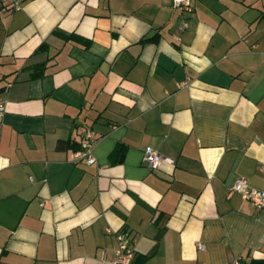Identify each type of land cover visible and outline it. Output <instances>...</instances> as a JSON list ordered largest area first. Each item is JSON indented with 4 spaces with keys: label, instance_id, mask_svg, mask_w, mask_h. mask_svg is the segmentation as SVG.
I'll return each instance as SVG.
<instances>
[{
    "label": "crops",
    "instance_id": "0c3cea01",
    "mask_svg": "<svg viewBox=\"0 0 264 264\" xmlns=\"http://www.w3.org/2000/svg\"><path fill=\"white\" fill-rule=\"evenodd\" d=\"M10 7L0 264H107L118 232L138 264L264 260V208L232 189L242 177L264 190V0H193L190 13L173 0ZM87 129L94 164L72 158ZM146 146L174 163L150 169Z\"/></svg>",
    "mask_w": 264,
    "mask_h": 264
},
{
    "label": "built area",
    "instance_id": "2783aa9c",
    "mask_svg": "<svg viewBox=\"0 0 264 264\" xmlns=\"http://www.w3.org/2000/svg\"><path fill=\"white\" fill-rule=\"evenodd\" d=\"M11 5V9H20V0H0V10H5ZM173 6L181 13H190L193 11V0H173ZM188 26L186 21L179 25V30L183 31ZM179 41V35L175 36ZM184 84V83H183ZM7 100L0 98V117L3 116L6 108ZM98 137L92 129H87L82 137L80 145L72 153L73 161H85L89 164L96 163V157L93 153L95 143ZM143 160L150 169H157L162 162L169 164L174 163V159L170 156L164 155L152 146H146L143 150ZM103 165H99L102 168ZM232 189L238 192L244 199L249 200L256 208H264V190L251 186L245 178L239 177L235 180ZM117 246L114 250V255L108 258L106 252L103 250L99 256V260L107 264H132L134 258V251L130 246V241L125 232H118L116 235ZM198 249H202L203 245L198 244ZM230 264H242L236 258Z\"/></svg>",
    "mask_w": 264,
    "mask_h": 264
},
{
    "label": "trees",
    "instance_id": "16d2710c",
    "mask_svg": "<svg viewBox=\"0 0 264 264\" xmlns=\"http://www.w3.org/2000/svg\"><path fill=\"white\" fill-rule=\"evenodd\" d=\"M125 149H126V146L123 143H118L113 149V151L111 152L110 156H115V157H118L120 160H122L125 155ZM132 264H138L137 260L135 259V253H134ZM247 264H264V260H252L251 262Z\"/></svg>",
    "mask_w": 264,
    "mask_h": 264
}]
</instances>
